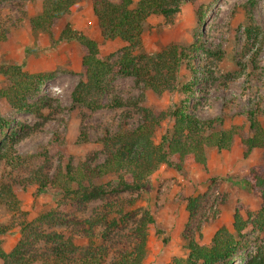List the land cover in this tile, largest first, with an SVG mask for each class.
<instances>
[{
	"label": "rangeland",
	"instance_id": "1",
	"mask_svg": "<svg viewBox=\"0 0 264 264\" xmlns=\"http://www.w3.org/2000/svg\"><path fill=\"white\" fill-rule=\"evenodd\" d=\"M246 1L201 0L202 10L211 9L204 16L196 14L189 4H183L171 21L162 15H149L144 23L141 47L134 53L152 55L170 44H194L191 61L182 65L176 82L159 92L144 88L131 75H116L101 100L104 104L114 98L134 101L153 112H164L185 97L177 90L178 84L189 81L196 73L197 82H193L192 93L185 98L189 109L204 119L215 118L213 125L217 129L237 126L239 133L231 148L208 149L206 168L191 159L181 171L161 166L149 176L143 188L110 192L88 201L82 208L66 201L55 189L37 194L36 185L17 182L13 188L27 220L48 209L55 212L61 209L63 212L58 214L66 218L54 226H43L41 231L49 234L47 238L25 237L33 253L51 256L64 242H71L72 246L68 247L78 253L87 245L88 238L76 231L72 220L96 218L91 238L95 245L106 248L105 264H111L121 251L130 250L134 245L131 230L145 211L153 216L154 222L147 229V247L141 264H170L175 257L184 258L186 230L201 245H209L214 232L222 225L234 232L235 212L245 224L239 235L235 233L240 255L230 264H244L257 251H264V224L257 217L264 200L245 180L252 166L264 164V148H254L244 155L239 146L241 138L251 134L250 113L264 129V0H258L249 12ZM40 10L41 0H0V32L7 29L9 33L8 40L0 42V64L17 63L27 73L52 74L40 93L30 99L48 101L51 107L35 114L15 110L1 99L0 115L9 122L8 130L11 128L14 134L21 135L16 143L17 152L45 153L51 172L59 163L97 164L105 157L102 138L115 133L122 125L135 127L141 113L131 103L94 111L72 104L71 92L84 79L81 60L86 49L73 40L52 41L45 33L32 32L29 19ZM66 22L72 29L95 39L101 54L111 60L123 46L120 40H108L100 35L90 0H80L68 15L57 20V32ZM248 28L254 31L248 33ZM6 83L0 74V87ZM170 124L164 117L155 131L156 142ZM40 163L41 158L36 156L30 159L28 167ZM27 172L13 171L11 179L27 176ZM8 180V167L0 162V183ZM96 182L111 189L117 186L118 178L107 175ZM189 198L197 199L192 214L187 210ZM22 213H8L0 206V223L11 227L1 236L7 252L24 239L18 229ZM105 213L110 219L118 220L108 231L98 220ZM32 264L42 263L38 260Z\"/></svg>",
	"mask_w": 264,
	"mask_h": 264
},
{
	"label": "trees",
	"instance_id": "2",
	"mask_svg": "<svg viewBox=\"0 0 264 264\" xmlns=\"http://www.w3.org/2000/svg\"><path fill=\"white\" fill-rule=\"evenodd\" d=\"M80 0H41V10L29 19L31 31L45 33L52 41H76L85 47L81 64L84 67V79L79 80L71 92L73 105L82 106L90 111L102 107H122L131 103L136 105L141 113V120L135 127L122 125L112 134L102 138L105 151L104 159L94 165L76 164L69 162L59 163L51 172V164L45 153L35 155H22L16 150V143L21 135H16L9 127V122L0 115V162L8 167L9 179L0 183V206L8 213H22L20 202L17 199L13 186L17 182L34 184L36 193L47 189L61 192L66 201H71L77 208H82L88 201L100 198L110 192L118 190H138L145 186L149 176L161 166H167L181 171L185 162L191 159L194 163L206 168V151L210 148L228 150L239 133L237 126L217 129L213 122L215 118L204 119L189 109L187 97L193 90V82H197L195 69L194 77L187 82L178 84L177 90L185 95L175 102L166 111L153 112L146 107H140L134 101L124 102L114 98L104 104V95L109 82L116 75H131L137 83L142 82L144 88L159 92L169 88L176 82L180 68L187 61H191L194 44L185 46L170 44L162 51L152 55L135 54L134 51L141 47L144 23L149 15H162L171 21L180 11L183 4H189L196 14H208L210 7L202 10L204 5L201 0H90L93 13L96 17L100 35L108 40H120L123 44L114 60L105 57L99 50L95 39L72 29L66 22L57 32L56 21L70 13L71 7ZM258 0H247L246 10L249 12ZM7 29L0 32V42L7 41ZM248 33L254 28L247 29ZM58 34V39L55 36ZM190 66L193 68V65ZM0 74L7 83L0 87V100L5 99L15 110H23L40 114L41 109L50 108L51 104L41 101L32 102V96L40 93L43 84L51 78L52 74L27 73L21 64H0ZM249 114L250 135L241 138L239 146L243 154L247 155L254 148H264V129L260 122ZM171 121L170 126L162 133L160 140L155 141V131L161 125L163 118ZM6 130H8L6 132ZM3 137V138H2ZM41 158V163L31 168L28 167L30 159ZM27 170L24 177L11 179L13 171ZM107 175L118 178L116 187L106 189L97 183ZM129 177L127 180L125 177ZM245 180L253 192L261 194L264 200V164L252 166ZM10 181V182H9ZM195 198H189L187 210L190 214L196 208ZM52 210L41 211L36 217L27 220L24 217L18 228L24 239L19 240L9 251L2 246L1 236L9 232L10 225L0 223V262L2 264H32L41 261L42 264H105L107 250L103 245H95L93 236L94 219H73L76 231L83 232L88 238L87 245L78 253L70 249L71 242H64L51 256L46 253L35 254L32 245L25 237L31 239L47 238L49 234L41 231L43 226H54L66 221L64 215ZM259 221L264 224V207L257 213ZM99 218V216L97 217ZM110 230L117 225L118 220L110 219L107 213L98 219ZM70 221V220H69ZM153 216L145 211L131 230L134 245L130 250L121 251L113 258L111 264H141L145 257L148 227L153 224ZM244 221L235 212L233 227L234 232L226 226H220L211 238L209 245L197 242L189 230L184 233L185 249L184 258L175 257L170 264H230L240 255L236 235L244 228ZM244 264H264V251H257L251 255Z\"/></svg>",
	"mask_w": 264,
	"mask_h": 264
}]
</instances>
